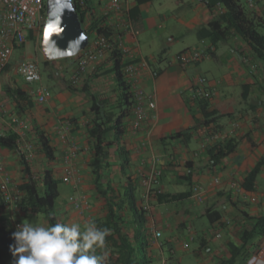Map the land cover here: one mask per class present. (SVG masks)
Wrapping results in <instances>:
<instances>
[{"label": "crops", "instance_id": "crops-1", "mask_svg": "<svg viewBox=\"0 0 264 264\" xmlns=\"http://www.w3.org/2000/svg\"><path fill=\"white\" fill-rule=\"evenodd\" d=\"M178 1L168 9L161 8L162 4L155 6L154 0L142 4L130 1L135 34H128L126 41L137 49V56L146 58L159 74L155 79L146 74L141 83L147 93L156 94V117L149 115L137 133L130 131L131 119H128L124 142L131 152V170L138 180V194L141 191L139 175L151 169L153 158L157 156L164 192L192 191L193 186L199 184L203 187L204 198L198 201L190 196L173 203H153L156 228L162 236L167 230L170 234L159 244L152 243L148 254L153 261L154 251L164 257L168 249L174 261L171 262L182 264L181 259H174L176 250L180 247L188 249L189 240H196L198 246L193 256L190 255L192 259L188 258L193 261L190 264H219L230 256L231 249L236 251L237 248L248 256L239 257L236 264H252L264 247V236L255 235L246 244L243 239L249 235L255 220L264 216V164L251 188L244 187V182L258 162H264V70L259 66L253 67L257 61L250 48L235 35L216 43L209 38H199V30L208 26L221 12L219 5L210 8L202 0ZM182 8L187 9L182 11ZM254 12L264 17V1ZM194 37L199 40L196 45H192ZM24 48L16 49L24 53ZM189 49H199L205 55L197 63L183 66L176 60V55ZM13 55L9 64L0 71V132L14 131L23 141L26 138L34 141L32 128L43 130L61 155L51 165L57 170V178L65 172L63 156L69 149V143L75 141L79 145L75 165L80 170L82 181L70 184L71 195L85 198L88 208L84 214H79L69 204L63 213H58V221L79 222L83 227L103 213L102 202L97 200L93 191L88 167L91 147L86 123L91 115L92 94L101 100L109 99L111 103L116 99L112 61L104 57L92 64L75 90L57 81L47 103L41 105L33 97V107H26V115L19 116L6 87H20L35 94L19 74L21 58L15 61ZM56 61H59L60 68L69 69V77L77 65L76 58ZM199 75L207 76L214 89V95L208 101L209 109L217 112L213 130L239 140L238 148L215 165L211 164L202 148L206 134L201 136L197 131L203 121L200 102L191 99L193 85ZM14 116L24 120L27 127L13 123ZM183 131H190L189 138L171 137ZM0 155L14 185L22 182L24 173L19 153L0 148ZM39 158L41 160V156ZM117 160L114 155L115 164ZM112 176L118 181L117 166ZM240 187L246 190L245 194L239 191ZM252 196L257 197L255 202L251 201ZM18 212L21 211L18 209ZM21 215L26 213L22 211ZM38 224L48 225L44 218ZM216 233L221 236L217 238ZM181 235L182 243L179 242Z\"/></svg>", "mask_w": 264, "mask_h": 264}, {"label": "trees", "instance_id": "trees-1", "mask_svg": "<svg viewBox=\"0 0 264 264\" xmlns=\"http://www.w3.org/2000/svg\"><path fill=\"white\" fill-rule=\"evenodd\" d=\"M137 3H145L153 0H134ZM210 8L221 5V12L208 26L199 30V38H209L213 43L227 40L234 35L243 39L255 60L257 66L264 70V17L255 14L242 3V0H202ZM91 35V31L85 29ZM100 34L105 31L100 29ZM109 33V32H108ZM111 33V31H110ZM75 59L77 56L68 57ZM66 59V58H65ZM112 61L111 72L116 82V99L111 103L109 99H99L97 95H91L90 118L86 123V131L91 147V158L88 167L92 176V186L98 201L102 202V215L93 221L98 226L108 227L111 234L106 237V247L103 251L108 253V264H153L148 248L151 246L148 232V218L139 205V184L132 173V156L126 147L124 137L126 133L125 122L133 116V94L131 86L125 80L123 67L126 61L123 55L115 50L110 58ZM56 60H45V63ZM63 84L70 90H75L69 80H63ZM6 92L16 104L19 116L26 115V107H33V95L20 87H6ZM203 121L197 128L199 135H207L213 130L217 112L210 110L208 101L200 102ZM35 128V127H34ZM34 141V153L41 156L43 167L38 171L35 162L25 158L21 152V144L24 141L17 132H0V148L14 150L19 153L23 164V180L16 185L21 198L20 210L29 214H42L47 224H55L58 221V212L55 207L58 198L59 182L56 169L51 165L57 162L60 154L51 143L49 136L39 128H32ZM190 131L178 132L172 138H189ZM239 145L236 138H225L208 143L205 146L206 154L212 165L233 153ZM117 157L114 163L113 157ZM260 160L250 172L244 182V187L251 188L255 183L257 174L263 166ZM117 166L118 181L112 176L114 167ZM192 191L170 193L164 192L156 195L152 203H173L188 199ZM10 215L0 188V264H14V258L9 250V245L14 243L10 226ZM246 232L244 233L245 236ZM255 235L264 236V216L257 218L252 225L249 235L243 241L248 243ZM254 244V243H253ZM240 248L230 250V256L219 264H236L239 257H247Z\"/></svg>", "mask_w": 264, "mask_h": 264}, {"label": "built area", "instance_id": "built-area-1", "mask_svg": "<svg viewBox=\"0 0 264 264\" xmlns=\"http://www.w3.org/2000/svg\"><path fill=\"white\" fill-rule=\"evenodd\" d=\"M73 1L82 25L91 31V37L89 35L88 45L77 55V65L71 73L70 82L73 86L78 87L92 64L104 57L110 59L112 53L118 50L126 61L123 74L131 86L134 100L130 131L137 133L142 130L149 115L152 114L153 117H156L154 112L157 108L156 94L145 91L141 84L142 79L146 74L155 79L159 72L152 67L146 58L138 57L137 49L129 46L126 41L128 34L132 36L135 34L131 19V0ZM262 1L264 0H246V5L250 9H255ZM219 6L221 8V5ZM45 20L46 0H0V71L9 64L14 50L26 43L28 34L33 35L36 42L42 40ZM100 29H103L105 33L100 34ZM204 55L199 49H189L177 54L176 60L183 66H189L200 61ZM256 66L253 65V67ZM18 71L27 84L38 83L37 103L41 105L47 103L51 98V90L42 82L43 78L38 61L33 58L22 59L19 61ZM213 95L214 89L210 85L209 78L205 75L197 76L191 92V99L198 102L209 101ZM12 122L27 127L26 122L16 116L12 118ZM225 138H228L227 134L212 130L205 136L202 148L204 149L208 143ZM20 150L27 160L34 162V146L31 142L22 143ZM78 157L79 145L75 141H71L68 151L63 156L65 172L60 178H57L58 180L68 184H79L82 181L80 170L75 165ZM159 161V157H154L151 169L139 175L140 207L149 218V240L155 244H159L162 237V232L156 228L152 203L156 195L164 193L161 186L162 169ZM0 188L10 215L9 224L16 231L17 225L21 222L14 217V213L19 209L21 195L14 185L5 163L1 161V155ZM239 191L242 194L246 193L243 187H240ZM203 194L201 185L193 186L191 197L202 201ZM256 200V196L251 197V201L255 202ZM70 204L79 214H84L88 208L87 200L75 194L71 195ZM220 236V233H216L217 238ZM185 247H188V244H185ZM258 263L264 264V247L255 256L252 264ZM163 264H173V262L163 259Z\"/></svg>", "mask_w": 264, "mask_h": 264}, {"label": "clouds", "instance_id": "clouds-1", "mask_svg": "<svg viewBox=\"0 0 264 264\" xmlns=\"http://www.w3.org/2000/svg\"><path fill=\"white\" fill-rule=\"evenodd\" d=\"M74 10L72 0H63L56 22H60L64 11ZM84 40L85 37L78 36L68 41L63 49L52 41L56 54L50 58L75 55ZM110 234V228L98 226L95 221L83 227L79 222H57L47 226L31 221L22 222L12 232L14 243L9 245V250L14 264H108V253L103 250L106 237Z\"/></svg>", "mask_w": 264, "mask_h": 264}, {"label": "rangeland", "instance_id": "rangeland-1", "mask_svg": "<svg viewBox=\"0 0 264 264\" xmlns=\"http://www.w3.org/2000/svg\"><path fill=\"white\" fill-rule=\"evenodd\" d=\"M176 1H178V0H154V5L159 6V4H162L161 8L168 9V8H172V6H174V5H177ZM178 3H180V2L178 1ZM242 3H244L245 6H247L246 0H242ZM184 9H187V8H182V11ZM173 12H175V10H173ZM90 37H91V35H90ZM193 40L194 41L192 42V45H194V44L196 45L199 43V40L196 37H194ZM41 42H42L41 39H40V41L36 42L35 39L33 38V35L28 34L27 41L22 46V47H25L24 48L25 52L22 53L21 50L16 49L14 52V55H13V60L16 61V60H19L20 58H21V60L22 59H28V56H32V58L37 60L39 63L41 73H42V78H43V80H42L43 84L48 86L49 89L52 91V90H54V87H53L54 83H56L59 80L61 83H63V80H69L70 79V77H69L70 72H69L68 68H64V69L60 68V64L58 63L59 61H50L47 64L45 63V60H47V59L44 56V53H43V50L41 47ZM215 72L216 71H214L213 73H215ZM30 85H31L33 92L35 94V95H33V97H36V93H37V90L39 88V85H38V83H32ZM24 142H31V141L29 140V138H26L24 140ZM34 155H35V159H34L35 168L38 171H40V169L43 167L44 163L40 160L37 152H35ZM59 192H60V194H59L58 198L56 199L55 207L57 209V212L59 214H61V213H63V209L70 204V197L72 194L70 184H66V183H63L60 181L59 182ZM138 201H139V205H140V200H138ZM19 211L22 212V210H20V208H19ZM21 212L20 213L19 212L14 213V217H16V219L19 220L21 223L31 221L33 223L38 224V221L43 219L42 214L31 215L29 213H26V215H21ZM169 234H170L169 230L165 231V234H164V236L161 237L160 241L162 239L164 240V237H167ZM179 242L182 243V235H181V240H179ZM188 243L190 245V247L188 249H182L180 247V249L176 250L177 252L174 256L175 257L174 259H176V258L181 259L182 264H190L193 262L191 260L192 259L191 256H193V252L195 251V249L198 246V243L196 240H189ZM148 250H149V248H148ZM153 255H154V259L152 261L153 264H163V260H162L163 258L167 261H173L170 258V253H169L168 249H166V251L164 252V257L157 251L156 252L154 251ZM188 258H191V259H188ZM195 264H197V263H195Z\"/></svg>", "mask_w": 264, "mask_h": 264}, {"label": "water", "instance_id": "water-1", "mask_svg": "<svg viewBox=\"0 0 264 264\" xmlns=\"http://www.w3.org/2000/svg\"><path fill=\"white\" fill-rule=\"evenodd\" d=\"M62 3L63 0H46V20L41 47L47 60H58L50 58L56 54V49L52 47V41H55L57 45L63 49L67 46L68 41L78 36L85 37L84 42L79 46V50L75 55L64 56L63 58L78 55L79 52L82 51L89 43V34L83 28L73 0L72 3L75 10L73 12L64 11L60 22H56V17L60 16L61 13ZM73 50H75V45L73 46Z\"/></svg>", "mask_w": 264, "mask_h": 264}]
</instances>
